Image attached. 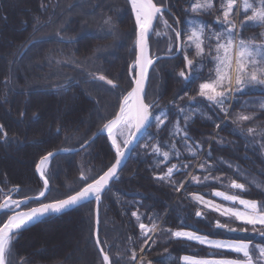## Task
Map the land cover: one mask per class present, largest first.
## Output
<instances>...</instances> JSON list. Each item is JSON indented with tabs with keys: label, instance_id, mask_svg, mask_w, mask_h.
Returning <instances> with one entry per match:
<instances>
[{
	"label": "trees",
	"instance_id": "16d2710c",
	"mask_svg": "<svg viewBox=\"0 0 264 264\" xmlns=\"http://www.w3.org/2000/svg\"><path fill=\"white\" fill-rule=\"evenodd\" d=\"M168 3L175 5L172 12L183 22L186 14L182 9L189 6L188 0H168ZM219 14L214 12L203 17L217 31L219 29L212 21ZM165 15L171 23L172 18L167 13ZM109 16L112 24H103L104 18ZM36 18L41 21L38 25ZM156 27L162 30L157 24ZM181 27H184L183 23ZM262 31L264 28L249 27L242 33V38L254 37ZM135 32V16L129 0H0V123L11 138L8 142L0 141V189H3L0 191V203L7 195L13 199L37 195L43 188L42 178L36 169L40 157L50 151L79 147L118 111L122 95L130 90L131 75H135V72H130V65L136 58L133 47ZM61 36L72 38V42L60 39ZM40 37H44L40 43H30ZM166 46V40L151 36L153 57L165 54ZM188 55L193 58L194 53L189 52ZM73 59L75 64L67 62ZM183 67L179 56L175 60L162 59L156 63L155 72H150L146 101L155 99L160 106H169V101L183 96L185 99L177 102L180 107H188L187 97L197 96L198 85L208 78L213 64L205 62L201 79L188 85L177 76ZM89 73H102L119 87L113 89L105 82L94 81ZM261 101L264 102V91H246L226 105L230 109L227 116L207 102L192 105L204 115H197L188 131L203 144L205 151L196 159L181 148L183 159L187 163L198 164L208 159L206 152L210 149L213 157L210 163L217 165L211 175L224 178V186L215 181L200 185L191 183L188 173L200 177L206 174L199 168H189L184 174L174 176L177 182L184 183L180 192L153 179L154 172L166 171V167L153 168L156 160L145 152L143 145L147 137H142L119 173V179L102 194L99 205L93 200L45 218L22 231L15 241L11 264H100L93 235L96 229L105 251L113 257L119 252L125 257L120 264H128L129 252L126 249L133 247L139 253L143 243L139 239L137 222L131 215L137 210L144 214L142 222L145 224H150L148 216L159 214L164 228H184L210 239L250 240L264 244V238L252 232L251 227L246 232H229L216 227L217 220L230 228L239 229L242 225L203 209L189 198L190 194L196 193L206 199L229 204L211 195L219 190L245 199L264 200V195L243 178L264 180V147L260 146L264 139L259 135L253 139L246 133L248 127H255L258 131L264 129ZM237 113L254 115L255 118L251 122L234 123ZM176 118L178 114L173 108L170 119ZM216 124H220L219 129ZM235 129L244 131L245 135L235 133ZM161 136L167 139L165 134ZM18 155L25 157L26 168L16 169L11 159ZM220 158L227 163L218 164ZM114 159V149L107 134L96 136L86 149L55 155L45 172L50 184L45 202L62 199L64 194L79 190L83 186L81 171L99 175L111 166ZM171 163L180 161L172 160ZM236 166H239L240 175L234 171ZM231 180L248 185L250 194L228 188ZM13 186H19L21 193L10 192ZM33 206L36 205H28ZM21 209L27 208L22 206ZM198 209L205 212L206 219L195 216ZM97 210L99 224H96ZM5 219V216H0V221ZM64 221H69L72 227L73 239L70 242H65L63 230H58L53 237L59 243L50 247L34 246L43 229L59 226ZM130 236L135 241L131 245ZM169 254L174 258L184 255L208 257L211 254L219 257L221 252L161 234L154 245L149 241L141 253L152 264H162L163 258ZM222 254L228 258H242L228 250H223ZM177 264H182V261L178 260Z\"/></svg>",
	"mask_w": 264,
	"mask_h": 264
},
{
	"label": "snow or ice",
	"instance_id": "6c2138e0",
	"mask_svg": "<svg viewBox=\"0 0 264 264\" xmlns=\"http://www.w3.org/2000/svg\"><path fill=\"white\" fill-rule=\"evenodd\" d=\"M129 2L135 14L136 32L133 47L137 52L136 59L130 65V72H136V74L131 75L130 90L122 95L118 111L103 123L91 138L95 139L100 134H107L111 141V147L114 149V163L99 175H89L81 171L80 180L83 186L79 190L64 194L62 199L45 202L46 193L50 191L45 166L58 152L50 151L41 156L36 169L42 178V190L35 196H24L21 199H13L11 195H7L0 203V216L6 217L5 220L0 221V264H11L15 241L19 234L27 230L29 226L40 222L41 218L63 213L71 208L91 203L93 200L99 205L102 194L110 190V183L119 179L118 173L124 165L128 151L132 150L134 144L138 146V141L142 137H147V142L143 145L145 152L156 160L153 168L158 169L162 165L166 167V171L154 172L153 179L167 183L174 191L180 192L184 183L177 182L174 176L184 174L189 168H199L206 174L200 177L188 173L191 183L200 185L215 181L224 186V178L211 175L217 165L210 163V160L213 159L210 149L206 152L208 159L198 164L187 163L183 159L184 152L198 159L201 152L205 151L203 144L191 136L188 131L194 118L197 115H204L199 108L192 107V105L202 101L207 102L227 116L230 109L226 105L237 99L239 95L245 94L246 91H264V31L254 37L242 38V33L249 27L264 28V0H188L189 6L182 9L186 14L183 22L172 12L175 5L169 4L168 0H160L159 3L154 0H129ZM41 6L46 7L43 4ZM214 12L220 13L212 21L219 31L203 20L204 16L213 15ZM166 13L172 18L171 23L166 17ZM237 17H239V23H237ZM154 21L157 26L162 27V30H157ZM40 23L39 18H36V24ZM182 23L184 27H181ZM103 24L111 25L112 18L110 16L104 18ZM33 30L35 31V27ZM56 35L59 36V32ZM150 36L163 38L167 41L164 55L153 57L149 54ZM60 39L72 42V38L61 36ZM43 40L44 37H40L33 39L30 43L35 45ZM95 51H99V49ZM189 52L194 53L193 58H189ZM178 56L182 59L184 67L179 70L177 76L186 85L201 79L205 62L213 64V68L209 70L208 78L199 83L197 96L187 97L188 107H180L177 102L184 100L183 96L169 101V106H160L155 99L146 101L145 97L148 95L146 85L150 80L149 69L155 72V64L160 60H175ZM67 62L76 63L74 59ZM89 75L94 81L105 82L113 89L119 87L102 73H89ZM245 103L247 104V102ZM173 108L178 114V118L174 120L170 119ZM261 110H264V105H261ZM23 115L22 112L21 116ZM254 118V115L237 113L233 122H251ZM215 127L219 129L220 124H216ZM153 128L155 131H152ZM57 131L59 132L60 129ZM234 132L245 135V132L240 129H235ZM162 133L167 136V139L162 138ZM246 133L247 137L254 139L259 135L264 139V129L258 131L255 127H248ZM10 139L5 126L0 123V141L8 142ZM221 142L217 141V143ZM89 143V140H85L80 148L86 149ZM260 146L264 147V144ZM181 148L184 152L181 151ZM58 151L75 150L61 149ZM172 160H179L180 163H171ZM219 163L227 162L220 158ZM169 164L170 166H168ZM228 167L231 168L232 165L228 164ZM234 171L238 175L241 174L239 166H236ZM243 178L264 195V180L256 177L249 179L248 176ZM227 187L240 193L250 194V187L236 180H231ZM9 191L19 194L22 190L19 186H13ZM211 195L220 197L233 206L216 203L214 200L206 199L204 195L196 193L190 194L189 198L203 209L219 213L220 216L231 221H238L242 225L239 229L230 228L228 224H222L217 220L216 227L229 232H246L251 227L252 232L264 238V200L245 199L241 195L219 190L212 192ZM30 204L36 206L28 207ZM22 206L27 210L21 211ZM131 215L137 222L139 239L143 243L140 245L139 253L133 247L126 249L129 252L128 264H152V261L141 253L145 251V246L149 244V241L154 245L161 234H167L170 239L196 242L221 252L219 257L216 254H211L208 257L184 255L174 258L169 254L163 258L162 264H169V262L177 264L178 260L182 261V264H264V245L253 244L250 240L246 242L244 240L210 239L208 236L184 228L178 230L164 228L159 214L147 217L150 224L142 222L144 214L139 210L132 212ZM195 216L206 219L205 212L200 209L195 212ZM96 224H99L98 210ZM98 231L96 229L93 235L100 254V264H113L114 259L115 264H120L125 257L119 252L114 257L110 256L109 251H105V248L101 246L102 241ZM128 240L130 245L135 243L131 236ZM223 250H228L242 258H228L222 254ZM165 251L167 250L165 249Z\"/></svg>",
	"mask_w": 264,
	"mask_h": 264
},
{
	"label": "rangeland",
	"instance_id": "374dc122",
	"mask_svg": "<svg viewBox=\"0 0 264 264\" xmlns=\"http://www.w3.org/2000/svg\"><path fill=\"white\" fill-rule=\"evenodd\" d=\"M261 105H264L263 101H261ZM24 158L25 157H23L22 155H18V156H16V158L11 159V160H14L13 162L16 165V169H18V167L26 168V162L25 163L23 162ZM48 164L46 166L45 172L48 169V166H49ZM20 168H19V170H20ZM21 170L24 171L23 169H21ZM216 203H220V202H216ZM224 205L225 206H233L231 203L224 204ZM58 230H63L62 233L64 234L65 242H70V240L73 239V234H72L73 231H72V227H70V222L69 221H64L59 226H52L51 228L43 229L42 236L40 237V240H36L38 242H36V244H34V246L38 247V246H43V245L46 246L47 245V246L50 247L53 244L59 243L53 237L55 235V232L56 231L58 232ZM216 240H220V239H216ZM253 244H258V243H253ZM259 245H264V244H259ZM75 248L76 249L79 248L77 244H75Z\"/></svg>",
	"mask_w": 264,
	"mask_h": 264
},
{
	"label": "water",
	"instance_id": "95a60500",
	"mask_svg": "<svg viewBox=\"0 0 264 264\" xmlns=\"http://www.w3.org/2000/svg\"><path fill=\"white\" fill-rule=\"evenodd\" d=\"M154 2H155V0H154ZM156 21H154V26H156ZM150 39H151V36H150V38H149V44H150ZM149 54L151 55V51H150V48H149ZM136 55H137V52H136ZM162 55H164V54H160V56H162ZM158 56V55H157ZM155 57V56H154ZM136 59V58H135ZM150 72H151V69H149V77H150ZM136 73V72H135ZM148 85H149V83L146 85V91H147V89H148ZM145 99H146V97H145ZM93 139H90L89 141L91 142ZM140 141V140H139ZM138 141V142H139ZM136 147V144H134L133 146H132V150H130V151H128V153H127V158H126V160L124 161V165H123V167H122V169L124 168V166L126 165V163H127V161H128V159L130 158V156H131V154H132V152H133V150H134V148ZM74 150L75 151H58V150H55V151H53V152H58V154L59 153H68V152H76V151H81L82 149L80 148V146L79 147H77V148H74ZM114 163V162H113ZM121 169V170H122ZM121 170H119V173L121 172ZM118 173V174H119ZM113 182V181H112ZM111 182V183H112ZM111 183H110V185H111ZM49 188H50V184H49ZM48 193H46V195H47ZM51 216H53V215H50V216H45V217H43V218H41V220H43V219H45V218H48V217H51ZM36 224V223H35ZM30 227V226H29Z\"/></svg>",
	"mask_w": 264,
	"mask_h": 264
},
{
	"label": "bare ground",
	"instance_id": "6f19581e",
	"mask_svg": "<svg viewBox=\"0 0 264 264\" xmlns=\"http://www.w3.org/2000/svg\"><path fill=\"white\" fill-rule=\"evenodd\" d=\"M47 166V165H46ZM46 166H45V169H46ZM23 211H26V210H23Z\"/></svg>",
	"mask_w": 264,
	"mask_h": 264
}]
</instances>
